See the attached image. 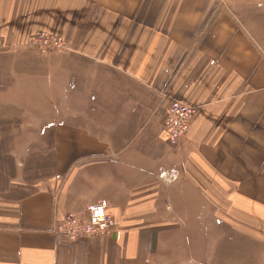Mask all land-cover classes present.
<instances>
[{
    "label": "crops",
    "instance_id": "0c3cea01",
    "mask_svg": "<svg viewBox=\"0 0 264 264\" xmlns=\"http://www.w3.org/2000/svg\"><path fill=\"white\" fill-rule=\"evenodd\" d=\"M37 31L69 50L18 46ZM0 38V131H23L0 146L45 172L0 153V264H161L196 227L233 260L242 237L264 247V0H0ZM171 98L196 107L175 145ZM100 198L112 235L51 231Z\"/></svg>",
    "mask_w": 264,
    "mask_h": 264
},
{
    "label": "built area",
    "instance_id": "2783aa9c",
    "mask_svg": "<svg viewBox=\"0 0 264 264\" xmlns=\"http://www.w3.org/2000/svg\"><path fill=\"white\" fill-rule=\"evenodd\" d=\"M218 3L224 4L225 0H218ZM15 46L5 43L0 38V51ZM18 46L35 47L40 50H53L56 52L69 50V45L62 35L48 31H37L29 34ZM161 96L162 98H167V92H161ZM195 114V106L177 98L169 100L162 122V130L169 144H178L185 138L190 122L193 120ZM178 173V170L171 168L159 173L158 178L167 183L177 178ZM108 208V200L100 198L89 203L83 214L63 212L61 218L54 222L51 231L58 238L68 241L92 235L110 236L115 230V220L113 214L108 211Z\"/></svg>",
    "mask_w": 264,
    "mask_h": 264
},
{
    "label": "rangeland",
    "instance_id": "374dc122",
    "mask_svg": "<svg viewBox=\"0 0 264 264\" xmlns=\"http://www.w3.org/2000/svg\"><path fill=\"white\" fill-rule=\"evenodd\" d=\"M2 130L0 134L2 139L4 137L13 138V134L17 133L23 135V131L20 130V123L14 122L13 124H2ZM18 129L17 132L13 131V128ZM11 128L12 130H10ZM2 143L3 141L0 140ZM18 152L13 146H0L1 154H12L25 156L22 159L25 173L28 175L43 176L44 171L40 170V162L37 155H34L32 148L30 147H18ZM38 149V148H37ZM12 152V153H11ZM33 152V153H32ZM39 153V151H37ZM27 156V157H26ZM15 158V156H14ZM49 167L52 166V157H49ZM5 160V157H2ZM20 163V164H22ZM18 163V165H20ZM2 168L6 170H14L16 163L6 159V163L1 164ZM22 166V168H23ZM51 172H49L50 174ZM166 183V182H163ZM196 227L194 233L189 232V237L185 234V228L181 232H178V242L170 251L162 252L160 262L161 264H264V247L257 245L256 243L242 237L240 242V254L235 249V259L232 255V244L219 242V237L212 230V232L205 233V228ZM213 229V228H212ZM183 238V239H182ZM191 247V248H190ZM238 255L240 256L238 258Z\"/></svg>",
    "mask_w": 264,
    "mask_h": 264
}]
</instances>
